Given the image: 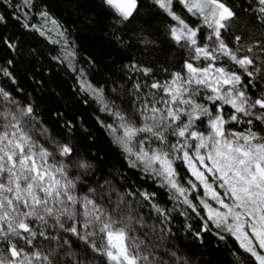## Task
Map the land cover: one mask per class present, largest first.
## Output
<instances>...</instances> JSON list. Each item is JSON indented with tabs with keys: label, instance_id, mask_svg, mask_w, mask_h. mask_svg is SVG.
I'll list each match as a JSON object with an SVG mask.
<instances>
[{
	"label": "snow or ice",
	"instance_id": "6c2138e0",
	"mask_svg": "<svg viewBox=\"0 0 264 264\" xmlns=\"http://www.w3.org/2000/svg\"><path fill=\"white\" fill-rule=\"evenodd\" d=\"M0 264H264V0H0Z\"/></svg>",
	"mask_w": 264,
	"mask_h": 264
}]
</instances>
